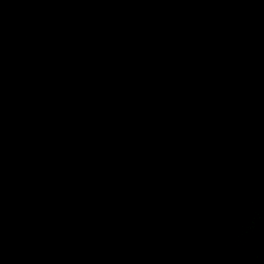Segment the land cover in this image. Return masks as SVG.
Wrapping results in <instances>:
<instances>
[{
    "label": "water",
    "instance_id": "obj_1",
    "mask_svg": "<svg viewBox=\"0 0 264 264\" xmlns=\"http://www.w3.org/2000/svg\"><path fill=\"white\" fill-rule=\"evenodd\" d=\"M0 264H264V0H0Z\"/></svg>",
    "mask_w": 264,
    "mask_h": 264
}]
</instances>
